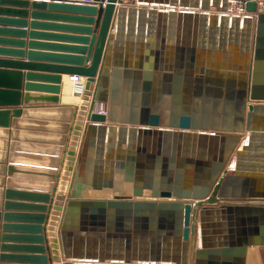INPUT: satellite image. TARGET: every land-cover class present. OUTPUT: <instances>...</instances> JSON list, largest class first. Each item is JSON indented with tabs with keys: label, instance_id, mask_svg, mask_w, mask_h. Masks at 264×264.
I'll return each instance as SVG.
<instances>
[{
	"label": "water",
	"instance_id": "water-1",
	"mask_svg": "<svg viewBox=\"0 0 264 264\" xmlns=\"http://www.w3.org/2000/svg\"><path fill=\"white\" fill-rule=\"evenodd\" d=\"M92 1L32 4V30L59 32L78 45L60 47L68 54L54 57L61 63L27 53V23L0 28V111L19 120L34 106L57 107L65 132H75L66 161L78 162L67 197L19 204L33 212L17 215L23 217L0 208L3 234L20 236L1 238L0 264H246L249 248L264 246V193L237 202L231 189L255 164L264 174V105L257 104L264 85L255 86L264 54L261 0ZM232 4H243L246 14H231ZM4 6L27 10L30 2L0 0ZM121 7L123 66L112 68L107 59ZM64 76L83 78L92 100L63 105ZM116 81L117 121L96 111ZM109 120L115 124L107 132ZM93 139L94 158H103L105 140L108 154L104 180L99 169L91 188L81 185V160ZM104 187L112 198L101 197ZM12 220L29 224L16 232L4 226Z\"/></svg>",
	"mask_w": 264,
	"mask_h": 264
},
{
	"label": "crops",
	"instance_id": "crops-1",
	"mask_svg": "<svg viewBox=\"0 0 264 264\" xmlns=\"http://www.w3.org/2000/svg\"><path fill=\"white\" fill-rule=\"evenodd\" d=\"M30 2V8L24 10L23 8H16L11 6L0 7L4 14H0V28H8V24L13 29L17 26H21L22 23H27L29 28H24L28 31L26 47L27 53H33L36 60L43 62L61 63V61L55 59L61 55H68L64 48L60 47H78V45L70 44L65 42L64 35L59 32L50 30H32L31 29V17L32 4L33 3H68L70 1L80 0H28ZM82 2L94 3L92 0H81ZM80 1V2H81ZM87 4V3H86ZM11 11L12 13H8ZM24 11L28 12V17H21L15 13ZM26 12V13H27ZM45 13V12H41ZM39 23H45L44 20H39ZM173 33V31H172ZM57 37L58 39H56ZM59 46V47H57ZM0 48L3 46L0 45ZM188 51H185L187 54ZM175 53H172V55ZM199 54V52H197ZM175 56V55H174ZM26 73V71H25ZM70 79L69 76H64V79ZM26 84V81H24ZM84 83L83 96L79 99L78 97L75 102L68 103L65 101L63 95V105H73L78 108L81 103L84 102L86 96L87 85ZM116 86V84H115ZM16 121V122H14ZM110 121V120H109ZM19 122V123H18ZM105 127L109 132V126L115 122H108ZM65 117L64 113L58 110L55 106H34L25 117L16 120L14 115L7 113L6 111H0V208L2 214L9 213L14 217L24 213L30 212V208H23V206H38L47 205L48 201L44 200L45 197H67L71 189L70 183L73 178V173L77 167V160L74 163L68 164L66 160L67 151L71 149V143L75 139V132L72 130L67 133L64 130ZM68 138V141H65ZM83 130L78 141V149L76 150V156L78 157L79 149L82 139ZM107 140H105L104 149V161L103 159H95L97 154V145L95 139L92 143L86 144L85 150L87 152L88 159H82V163L87 165L86 175L90 182V187H95L94 183L98 178L99 169H102V181L104 180L105 167L107 161ZM83 150V148L81 149ZM251 155H259L258 152H253ZM69 157V156H68ZM76 157V158H77ZM97 160V161H94ZM68 166V169H67ZM259 164H255L253 172L248 173L247 176L234 185L231 189V194L239 196L234 201L245 202L250 201L249 198L243 196L253 195V191L257 193H264V174H261L259 170ZM247 182V185L245 183ZM110 189V188H102ZM112 190V189H110ZM113 195V191H112ZM11 202L10 210L5 208L7 202ZM0 222V245L2 243L1 238H16L18 235L3 234V224ZM4 224V226L10 227L13 231H18L19 225H28L26 220H12ZM26 235V234H23ZM22 235V236H23ZM20 237V236H18ZM17 237V238H18ZM24 237V236H23ZM17 240V239H11ZM23 240V239H22ZM20 244L10 243L7 244L11 249H16ZM256 249H264V246L250 247L248 250L247 263L246 264H264V253L260 251H254ZM10 251V250H8Z\"/></svg>",
	"mask_w": 264,
	"mask_h": 264
},
{
	"label": "bare ground",
	"instance_id": "bare-ground-1",
	"mask_svg": "<svg viewBox=\"0 0 264 264\" xmlns=\"http://www.w3.org/2000/svg\"><path fill=\"white\" fill-rule=\"evenodd\" d=\"M238 6H239L240 11L239 12L237 11V12L241 13L243 15L246 14L245 6L243 4L238 5ZM160 9H164V8L160 7ZM126 22H127V8L121 7L120 11H119L118 19H117L115 33L112 37L110 50H109V54H108V59H107V66L108 67H112V68L119 67V68H121L123 66L124 45H125V41H126ZM260 50H264V39L260 41ZM83 85L84 84L82 82H80L79 85H76L75 82L73 83V81H71L69 78L68 79L66 78L65 84H64L65 101L68 103H72V102H75L77 100L76 97L81 98L83 96V92H84ZM106 91H108V92L107 93L105 92L104 95L108 96L109 98L105 97V99L109 100L110 96H112V93H109L110 90H108V89ZM253 98L254 99L258 98V92L255 93ZM109 102H110V100H109ZM109 102L107 103V101H103L101 104H98V105L102 107V108L100 107V109L103 110L104 113H106L108 116L110 115L109 118H111L112 115H115V121H117V119H118V117H117L118 116L117 115L118 107L116 105L111 106ZM105 103H107V104H105ZM88 140L86 141V144L88 143ZM84 141H85V138H84L83 142H81L80 149L83 148ZM92 141H91V143H92ZM103 158H104V155H103ZM103 161H104V159H103ZM77 171L78 170L76 169L73 173V178H72V181L70 183V187L72 186V182L74 183L76 180V174L78 173ZM83 175L84 176L81 178V185H83V184L85 185L86 182L89 181L88 175H86L85 173ZM101 197L102 198H111L112 197V190L102 189Z\"/></svg>",
	"mask_w": 264,
	"mask_h": 264
},
{
	"label": "rangeland",
	"instance_id": "rangeland-1",
	"mask_svg": "<svg viewBox=\"0 0 264 264\" xmlns=\"http://www.w3.org/2000/svg\"><path fill=\"white\" fill-rule=\"evenodd\" d=\"M260 3H261L260 4V7L262 9V12H264V0H261ZM261 37H264V34H262ZM115 84H116V86H114V88H109L108 89V90H110L109 93H112V96H110V99H109L110 102H109V100H107L105 98H102V99L98 100L99 104H101L103 101H107V103L109 102L111 106H115V105L117 106L118 105L119 98H117V90H118V87L119 86H118V82L117 81L115 82ZM115 84H113V82H111V85H115ZM256 85L257 86H261V87H262V85H264V54H261V55L258 54L257 65H256V80H255V86ZM104 93L105 92H103L102 97H108V96L104 95ZM86 96H87V99H86V97H84V100L85 101L89 102V101L92 100V96H93L92 94H90V97H89V93H86ZM107 103H105V104H107ZM257 104L258 105H260V104L261 105H264V101L263 102H258ZM94 161H97V160H94ZM97 163H98V161H97ZM254 251H256V252L257 251H260L261 253H264V249H256Z\"/></svg>",
	"mask_w": 264,
	"mask_h": 264
},
{
	"label": "built area",
	"instance_id": "built-area-1",
	"mask_svg": "<svg viewBox=\"0 0 264 264\" xmlns=\"http://www.w3.org/2000/svg\"><path fill=\"white\" fill-rule=\"evenodd\" d=\"M80 1H81V0H80ZM80 1H77V2H80ZM85 1H87V0H85ZM80 3H84V2L81 1ZM237 11H238V12L240 11V10H239V6H238V4H232V5H231V9H230V13H231V14H235V13H238ZM240 14H241V13H240ZM70 79H71V78H70ZM71 81H73V83L75 82L76 85H79L80 82H82L83 84L85 83V80H84L83 78H72ZM83 86H84V85H83ZM100 107H101V106L98 105L96 111H97L98 113L106 114V113L103 112V110L100 109ZM101 108H102V107H101Z\"/></svg>",
	"mask_w": 264,
	"mask_h": 264
}]
</instances>
